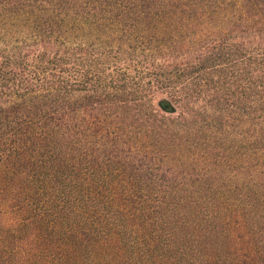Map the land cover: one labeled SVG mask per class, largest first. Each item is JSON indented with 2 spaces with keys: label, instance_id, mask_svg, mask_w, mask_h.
<instances>
[{
  "label": "trees",
  "instance_id": "obj_1",
  "mask_svg": "<svg viewBox=\"0 0 264 264\" xmlns=\"http://www.w3.org/2000/svg\"><path fill=\"white\" fill-rule=\"evenodd\" d=\"M0 182L7 264H264V0H0Z\"/></svg>",
  "mask_w": 264,
  "mask_h": 264
},
{
  "label": "rangeland",
  "instance_id": "obj_2",
  "mask_svg": "<svg viewBox=\"0 0 264 264\" xmlns=\"http://www.w3.org/2000/svg\"><path fill=\"white\" fill-rule=\"evenodd\" d=\"M7 212L8 211H6L5 214H0V264H7L6 247L8 242H11V238L7 235L5 227V222L11 219L10 214H7Z\"/></svg>",
  "mask_w": 264,
  "mask_h": 264
}]
</instances>
